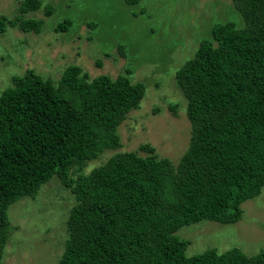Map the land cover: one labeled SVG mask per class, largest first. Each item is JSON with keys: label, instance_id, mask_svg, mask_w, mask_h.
Here are the masks:
<instances>
[{"label": "trees", "instance_id": "16d2710c", "mask_svg": "<svg viewBox=\"0 0 264 264\" xmlns=\"http://www.w3.org/2000/svg\"><path fill=\"white\" fill-rule=\"evenodd\" d=\"M233 2L245 26L216 25L176 73L191 123L177 165L143 144L86 172L88 162L122 147L119 127L144 97L128 74L92 78L74 65L58 81L32 69L13 77L0 96V263L10 206L57 176L75 199L60 264H264V249L188 257L189 241L176 235L202 221H240L244 202L264 187V0ZM43 5L25 0L14 19L0 18V33L40 34L42 19L28 17ZM176 108L169 105L175 115Z\"/></svg>", "mask_w": 264, "mask_h": 264}, {"label": "rangeland", "instance_id": "374dc122", "mask_svg": "<svg viewBox=\"0 0 264 264\" xmlns=\"http://www.w3.org/2000/svg\"><path fill=\"white\" fill-rule=\"evenodd\" d=\"M24 1L0 0V18L14 19ZM42 1L43 8L26 16L42 19L40 34L13 27L0 33V96L13 85V77L29 69L54 81L74 65L92 78L128 74L133 83L144 85V97L119 127L122 147L88 162L86 172L143 144L177 165L189 147L191 123L176 73L195 56L201 42L211 38L216 25L245 26L233 0ZM47 7L51 14H46ZM65 20L72 22L68 31L55 32ZM170 104L177 106L176 115ZM74 203L70 190L54 176L35 198L11 205L13 229L0 264H60ZM242 208L243 217L236 223L202 221L179 229L176 235L189 241L186 256L233 248L248 256L259 254L264 249V187Z\"/></svg>", "mask_w": 264, "mask_h": 264}]
</instances>
